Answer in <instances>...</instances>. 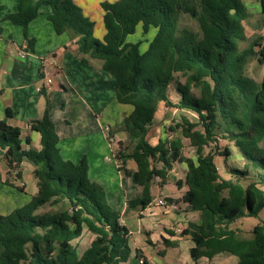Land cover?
I'll list each match as a JSON object with an SVG mask.
<instances>
[{
	"label": "trees",
	"instance_id": "16d2710c",
	"mask_svg": "<svg viewBox=\"0 0 264 264\" xmlns=\"http://www.w3.org/2000/svg\"><path fill=\"white\" fill-rule=\"evenodd\" d=\"M259 1L264 13V0ZM46 2L51 5L48 20L54 32L77 36L80 59H99L101 68L113 78L116 101L132 106L119 127L127 142H118L115 156L121 161L119 168L133 177L142 192L126 201L125 212L144 208L151 201L152 180L163 182L174 162H185L187 191L181 200L199 216L181 231L194 243L192 259L228 252L238 257L235 264H264V222L253 226L250 238H239L229 227L239 218L258 217L264 209V74L258 83L245 73L253 54L264 63V43L260 35L248 47L238 49V41L245 39L242 21L248 16L242 1L104 0L100 2L102 40L92 35L94 22L74 0ZM38 8L32 0H18L17 9L3 13L0 20L22 27L26 37ZM2 9L0 5V14ZM182 14L195 20L197 31L180 25ZM138 25L142 33L154 29L143 51L139 41L126 40ZM177 74L184 77L183 82ZM159 102L191 110L198 119L182 117L169 126L180 135L151 144L147 134ZM5 114L11 116V110L6 108ZM30 129L40 134L38 150L23 148L20 129L0 120V148L9 174L18 169L15 178H19V166L27 160L34 165L38 187L29 203L0 214V264H127L128 229L120 223L121 214L108 203L103 188L90 180L86 158L73 162L61 156L47 108L30 121ZM110 134H114L112 129ZM182 137L195 148V158L183 156ZM218 137L232 141L243 159L242 169H229V178L220 175L215 162L216 155L224 162L230 155L229 148L217 147ZM213 143L214 148L204 152ZM128 159L135 162L134 171L125 167ZM247 174L254 179L243 185L240 179ZM6 183L21 189L9 180ZM59 203V209L35 212ZM84 229L93 237L79 253L75 242ZM136 256L141 264H149L140 253Z\"/></svg>",
	"mask_w": 264,
	"mask_h": 264
},
{
	"label": "crops",
	"instance_id": "0c3cea01",
	"mask_svg": "<svg viewBox=\"0 0 264 264\" xmlns=\"http://www.w3.org/2000/svg\"><path fill=\"white\" fill-rule=\"evenodd\" d=\"M4 1L0 0L3 8L0 15L17 9L18 0H12V10H6ZM74 1L82 9L87 7L86 0ZM99 1L93 0L100 6ZM32 2L39 6V12L26 28V41L19 44L17 40L8 39L0 51V120L20 129L23 148L38 150L41 147L40 134L30 129V121L39 118L44 109H48L59 137L61 156L73 162L85 157L90 180L103 188L108 203L120 212V223L129 232L131 252L127 264H139L137 253L149 264H235L238 257L228 252H218L210 258L200 256L195 261L192 259L190 249L194 243L189 235H183L181 231L189 221L196 222L191 215L197 211L191 210L181 200L187 191L183 182L187 167L182 170L183 162H174L163 182L158 178L159 183L154 184L152 180L149 186L151 201L144 208L136 207L125 212L126 201L140 195L142 187L134 182L132 176L125 174L124 169L119 168L120 162L115 156L116 147L108 144L104 127L108 119H114L116 124H109L117 130L113 135L117 142L124 140L126 134L119 127L123 118L131 112L132 106L118 103L114 90L112 96H108L107 89L114 85L113 78L101 68V62H83L80 59L77 36L70 32H54L48 20L51 5L46 0ZM39 3L44 4L43 10ZM100 10L102 12L101 7ZM3 37L2 30L0 40H4ZM21 51L26 52L24 58L20 57ZM51 55L55 57L56 64L50 62ZM47 78L50 83L45 85ZM124 105L131 106V109H125ZM6 108L11 110L9 117L5 114ZM171 108L159 102L153 122L157 116L162 119L163 114H166L164 110ZM152 127L153 123L150 129ZM159 138L162 137L157 134L154 141L150 139L149 132L147 134L151 144H155ZM183 156L193 158L191 155ZM125 167L134 171L136 164L128 159ZM33 171L34 165L23 160L19 166L20 176L15 179L13 173L8 172L0 148V214H9L26 205L37 193V179ZM220 175L230 177L228 171ZM6 180L19 185L21 189L7 184ZM177 180L181 185L177 184ZM159 198H164L176 207L169 209L159 205ZM167 198L174 201L168 202ZM42 207L35 212L40 213Z\"/></svg>",
	"mask_w": 264,
	"mask_h": 264
},
{
	"label": "rangeland",
	"instance_id": "374dc122",
	"mask_svg": "<svg viewBox=\"0 0 264 264\" xmlns=\"http://www.w3.org/2000/svg\"><path fill=\"white\" fill-rule=\"evenodd\" d=\"M6 1V2H5ZM5 8L6 10H12L14 8V2L12 0H5ZM104 1V0H101ZM98 4H100V2ZM243 5L245 6V9L248 13V16L242 21V26L244 28V33H245V39L238 41V49L242 50L246 47H248L251 42L256 39L258 36H263V43H264V13L261 12V4L260 1L258 0H241ZM13 2V3H12ZM75 2V1H74ZM93 0H86L87 7L81 8L82 13L88 17L90 20L94 22L93 25V32L92 35L98 39L102 40L104 36V28L102 24V12L100 10V6L96 5V2H93ZM41 10H43L44 4L39 3ZM78 5V4H77ZM79 6V5H78ZM86 6V5H85ZM2 15H0L1 19ZM181 26H188L192 30L197 31L198 26L197 23L195 22L194 19L189 18L187 15L182 14L181 21H180ZM14 29V30H13ZM2 30L4 31V40H0V51L5 47L6 41L8 39L10 40H17L19 44L24 43L26 41L24 38V31L23 28L20 26H15L9 22H6V20H0V33H2ZM13 32V33H12ZM154 35V29L150 28L146 33H142L141 26L138 25L135 32L131 35H128L126 37L127 41L130 42H140V50L143 51L147 48L148 42L151 40V38ZM14 36V37H12ZM12 37V38H11ZM255 51H257L258 47L254 48ZM47 56V55H46ZM258 54L255 53L252 56L249 57L248 62L246 63L245 66V73L247 76L253 78L256 82H260L263 74H264V63H259L258 62ZM88 60H93L96 63H100L101 61L96 58H91L87 57ZM93 62V63H94ZM109 76V74H107ZM111 78V76H109ZM178 79L183 82L184 77L177 74ZM112 79V78H111ZM171 91V96H175V91L173 89V86L170 87ZM192 91L196 94L198 93L197 88H192ZM108 96H112L113 94V86H109L107 89ZM50 100H53V97H50ZM49 100V101H50ZM51 104V101H50ZM119 105V104H117ZM125 109L130 108L131 106L124 105ZM167 114H163V118L160 119V116H157L153 122V127L149 131V137L151 140H156L157 134L160 135L162 138H172L176 135H180L179 131L171 132L169 130V126L174 125L177 122H180L182 120V117L187 118L189 121H197V115L191 110L188 109H177V108H171L168 110H164ZM160 113V112H159ZM159 113L157 115H159ZM107 125L109 124H116V121L114 119H108L107 120ZM197 129H201L200 125H197ZM114 131V133L117 131L110 127ZM123 145L124 143L126 144L127 140L126 138L122 140ZM182 142H183V154L185 156H193L195 158V148L190 144L189 140L187 138L182 137ZM217 147L219 149H223L224 147L229 148L230 150V155L226 157V161L224 162L223 157L216 155L215 156V162L218 166L219 172L224 173L229 171L230 168H239L242 169L243 167V159L236 149V147L233 145V142L224 139L222 137L217 138ZM264 145V142H263ZM116 150L115 154L119 150V143L116 145ZM214 148V143L211 144L210 146H207L204 148V152H207L209 149ZM121 163V161H119ZM158 166L160 165L159 163L157 164ZM182 170H185L186 164L183 162L181 164ZM185 167V168H184ZM179 169V171L181 170ZM187 170V168H186ZM254 179V177L250 174L245 175L240 179V183L243 185H246L247 183L251 182ZM159 179L156 178L154 179V184L159 183ZM62 203H59L58 205H44L41 210V212L45 211H53L56 209H59L61 207ZM38 212V211H36ZM198 213L195 212L191 215V218L195 219V221L198 220ZM258 222H264V209L260 210L258 213V217H243L239 218L236 221L232 222L229 227L231 229H234L236 231V235L239 238H250L252 236V228L253 226L258 223ZM93 234L86 229H84L82 235L76 240V247L78 249V252L81 253L83 249H85L90 240L92 239ZM156 255V254H155Z\"/></svg>",
	"mask_w": 264,
	"mask_h": 264
},
{
	"label": "built area",
	"instance_id": "2783aa9c",
	"mask_svg": "<svg viewBox=\"0 0 264 264\" xmlns=\"http://www.w3.org/2000/svg\"><path fill=\"white\" fill-rule=\"evenodd\" d=\"M25 55H26V52L25 51H21L20 52V57H23L24 58ZM49 60H50L51 63L56 64V60H55V57L53 55L49 56ZM49 83H50V79L47 78L46 79V82H45V85H48ZM104 131L106 133V137H107L108 144L110 146L114 147V148L117 147L116 145L118 144V142L116 141L114 135L113 134H110V131H111L110 126L109 125H106L104 127ZM17 171H18V169H15L14 171H12L14 178L16 177L15 175H16ZM19 184H22V183L19 182ZM157 203L159 205H161V206L168 207L169 209H174L176 207V205L173 204V203H167L164 198H159L157 200ZM138 262H139V264H141L142 263V260L141 259H138Z\"/></svg>",
	"mask_w": 264,
	"mask_h": 264
}]
</instances>
